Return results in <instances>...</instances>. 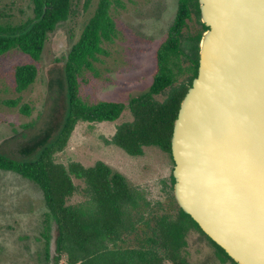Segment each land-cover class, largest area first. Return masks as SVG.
Wrapping results in <instances>:
<instances>
[{
	"label": "trees",
	"instance_id": "1",
	"mask_svg": "<svg viewBox=\"0 0 264 264\" xmlns=\"http://www.w3.org/2000/svg\"><path fill=\"white\" fill-rule=\"evenodd\" d=\"M117 1L98 0L79 37L63 58L66 104L58 132L33 157L13 158L0 152V170L14 172L41 190L46 205L41 235L49 264L61 261L66 264H165L166 260L172 264H188L182 251L185 234L191 228L199 231L221 256L237 264L177 203L174 216L151 212L147 219L146 212L140 211L142 196L131 188L123 174L108 164L97 161L84 167L73 162L65 167L53 159L66 146L78 121H113L125 107L123 102L115 100L87 102L79 92V78L84 70L92 68V62L105 53L103 44L116 36L110 9ZM70 2L32 0L34 17L21 24L1 22L0 11V55L18 48L31 58V62L17 65L14 70L17 91L25 90L35 81L36 62L47 34L67 19ZM192 14L200 20L198 0H177L173 21L156 49V69L150 86L129 99L133 119L117 125L111 138L113 144L130 155H140L145 146H156L171 157L173 123L180 102L197 75L199 40L207 28L200 20L202 31L182 40L183 28ZM184 76L187 82L174 87L164 101L154 99ZM23 112L27 113V108ZM73 176L85 183L86 195L75 204L69 202L77 189ZM169 181L172 191V171ZM135 215L139 216L138 221Z\"/></svg>",
	"mask_w": 264,
	"mask_h": 264
},
{
	"label": "rangeland",
	"instance_id": "2",
	"mask_svg": "<svg viewBox=\"0 0 264 264\" xmlns=\"http://www.w3.org/2000/svg\"><path fill=\"white\" fill-rule=\"evenodd\" d=\"M98 0H71V12L47 38L36 62L35 81L17 91L14 70L31 62L29 55L12 48L0 55V152L13 158H30L50 141L60 128L65 106L63 58L79 37L94 12ZM177 0H118L110 14L116 36L105 42L104 54L92 62L79 78L80 96L87 102L115 100L125 104L113 121H78L63 150L53 159L67 167L80 163L84 167L97 161L123 174L131 188L142 196L140 211L147 219L151 212L177 213L170 190L173 169L170 155L156 146H145L140 155H130L111 142L117 125L132 121L129 99L147 90L156 69V49L164 40L176 13ZM1 22L21 24L34 17L32 0H0ZM200 20L192 14L182 31V40L201 32ZM174 86L154 96L164 101ZM15 102L14 105L7 103ZM27 113L23 112L24 109ZM76 186L70 203L86 198L85 183L73 176ZM46 205L41 190L20 175L0 170V264H49L44 256L43 216ZM139 216L135 215L137 221ZM145 227V226H144ZM182 253L188 264H233L196 229L184 238ZM132 244V243H130ZM51 248L53 241L51 237ZM164 253V252H163ZM59 264H66L61 261ZM165 264H172L166 260Z\"/></svg>",
	"mask_w": 264,
	"mask_h": 264
},
{
	"label": "water",
	"instance_id": "3",
	"mask_svg": "<svg viewBox=\"0 0 264 264\" xmlns=\"http://www.w3.org/2000/svg\"><path fill=\"white\" fill-rule=\"evenodd\" d=\"M198 3L207 28L173 123L172 194L234 262L264 264V0Z\"/></svg>",
	"mask_w": 264,
	"mask_h": 264
}]
</instances>
